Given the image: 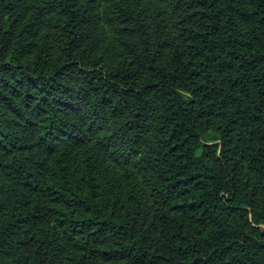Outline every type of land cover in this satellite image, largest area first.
Wrapping results in <instances>:
<instances>
[{"label": "trees", "instance_id": "trees-1", "mask_svg": "<svg viewBox=\"0 0 264 264\" xmlns=\"http://www.w3.org/2000/svg\"><path fill=\"white\" fill-rule=\"evenodd\" d=\"M170 2L179 40L126 11L106 66L96 0H0V264H264V0ZM132 160L137 227L98 184L119 162L132 204Z\"/></svg>", "mask_w": 264, "mask_h": 264}, {"label": "rangeland", "instance_id": "rangeland-1", "mask_svg": "<svg viewBox=\"0 0 264 264\" xmlns=\"http://www.w3.org/2000/svg\"><path fill=\"white\" fill-rule=\"evenodd\" d=\"M96 3L102 13V20L95 40L86 47L90 49L88 63L98 59L106 66H113L122 57L125 42H128L124 36L126 24L123 22L126 11L134 13V17L140 15L148 24L154 39L156 32L160 31L171 46L179 40L182 24L179 17L175 16L170 0H96ZM37 149L35 147L31 150L40 153ZM31 150L18 151L16 155L25 158ZM128 168L132 171L129 183H133L134 194L137 195L132 204H128L127 189L124 186L126 175L124 176V167L119 162H107L102 173L98 175V184L99 188L107 190L104 195L109 197L102 195L104 202L116 205L121 212L125 209L123 215L131 225L137 227L142 220L155 219L160 210L155 208V202L150 195L153 173L136 165L135 160L128 164ZM49 172L45 176L47 179L50 177Z\"/></svg>", "mask_w": 264, "mask_h": 264}]
</instances>
